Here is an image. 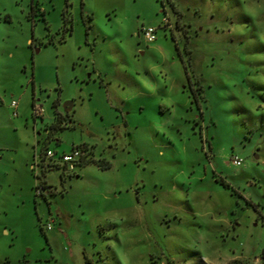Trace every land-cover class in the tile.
I'll return each instance as SVG.
<instances>
[{
    "label": "rangeland",
    "instance_id": "rangeland-1",
    "mask_svg": "<svg viewBox=\"0 0 264 264\" xmlns=\"http://www.w3.org/2000/svg\"><path fill=\"white\" fill-rule=\"evenodd\" d=\"M34 2L0 0V264H264V0Z\"/></svg>",
    "mask_w": 264,
    "mask_h": 264
},
{
    "label": "built area",
    "instance_id": "built-area-1",
    "mask_svg": "<svg viewBox=\"0 0 264 264\" xmlns=\"http://www.w3.org/2000/svg\"><path fill=\"white\" fill-rule=\"evenodd\" d=\"M163 24L168 25V19L165 17ZM143 38L146 43H152L155 41V33L156 29L154 27H145L141 30ZM10 106L13 110V116H17L18 113L16 111L17 109V101L11 100ZM43 106L39 102H34L33 108H32V114L36 118H41L43 116ZM84 150L83 147L79 145L72 146V149L70 153H63L60 155V157L56 158L55 153L52 152L49 149L44 150L42 155L38 156V159L36 160V164L38 167H40V164H43L45 167L51 168L52 170L58 169L60 173H71L75 170V167L81 158ZM42 157V159H40ZM233 164L235 166H240L241 161L238 159L233 161ZM38 194H42V189L40 186H38ZM46 230L51 229V223L47 222L45 225Z\"/></svg>",
    "mask_w": 264,
    "mask_h": 264
},
{
    "label": "flooded vegetation",
    "instance_id": "flooded-vegetation-1",
    "mask_svg": "<svg viewBox=\"0 0 264 264\" xmlns=\"http://www.w3.org/2000/svg\"><path fill=\"white\" fill-rule=\"evenodd\" d=\"M34 104V103H33ZM73 105V104H72ZM64 111L67 113V112H70L71 113V110H72V106L69 110H66L65 108H63ZM33 115V114H32ZM33 117L36 119V117L33 115ZM58 118V116H57ZM42 120V117L40 118ZM63 119V118H62ZM65 122V120H62ZM43 153V152H42ZM40 171L42 173V177H43V182L40 184V187L42 189V194L44 192H46V195H44V199L47 198V196L49 195V193L51 194L53 190H55V186L52 184V183H49V182H46L45 180V174H47L48 172H51L53 171L51 168H48V167H45L43 164H40ZM64 173H60V179L61 180H65L66 179V176L68 177V175L64 174ZM86 264H90V263H86Z\"/></svg>",
    "mask_w": 264,
    "mask_h": 264
},
{
    "label": "crops",
    "instance_id": "crops-1",
    "mask_svg": "<svg viewBox=\"0 0 264 264\" xmlns=\"http://www.w3.org/2000/svg\"><path fill=\"white\" fill-rule=\"evenodd\" d=\"M34 10L36 11V14L34 13ZM29 13L30 14H32L33 16L31 17V20L33 21L34 19L35 20H44V11H42V9H40L38 6H37V3H35L34 2V0H32V8L30 9V11H29ZM41 14V15H40ZM35 20L33 21V25H35ZM35 35H34V33L32 34V38L31 39H26V43H29L30 44V46H33V47H37L38 45L37 44H35V41H34V39H35V37H34ZM45 44H47V42L45 43ZM37 51H39V48H37ZM35 99V98H34ZM14 100V99H13ZM17 101V100H16ZM34 101V100H33ZM37 101H38V99H37ZM33 103L34 102H32V108H33ZM9 108H11V106H10V104H9ZM17 109H18V102H17ZM17 109H16V111H17ZM11 110H12V108H11ZM12 112H13V110H12ZM12 116H13V114H12ZM53 120V119H52ZM52 122V121H51Z\"/></svg>",
    "mask_w": 264,
    "mask_h": 264
},
{
    "label": "trees",
    "instance_id": "trees-1",
    "mask_svg": "<svg viewBox=\"0 0 264 264\" xmlns=\"http://www.w3.org/2000/svg\"><path fill=\"white\" fill-rule=\"evenodd\" d=\"M160 1V3H161V5L163 4L162 3V0H159ZM65 17V16H64ZM66 20V22L68 21V19L66 18L65 19ZM67 29V25L65 26V30ZM69 30V29H68ZM49 42V41H48ZM56 114V113H55ZM56 117V116H55ZM59 121H58V119H57V117H56V123H54V126H56L57 127V125H55V124H57ZM48 149V148H47ZM46 150V149H45ZM44 152V151H43ZM40 159H42V157H40ZM108 167H104V169H107ZM43 182V181H42ZM41 182V183H42ZM40 186V185H39ZM36 190H38V186L36 187ZM45 229V228H44ZM44 229L42 228V230H43V232H44ZM262 258L264 259V252H262Z\"/></svg>",
    "mask_w": 264,
    "mask_h": 264
},
{
    "label": "water",
    "instance_id": "water-1",
    "mask_svg": "<svg viewBox=\"0 0 264 264\" xmlns=\"http://www.w3.org/2000/svg\"><path fill=\"white\" fill-rule=\"evenodd\" d=\"M71 106H72V102H67L66 104H64V108L66 110H69L71 108Z\"/></svg>",
    "mask_w": 264,
    "mask_h": 264
}]
</instances>
